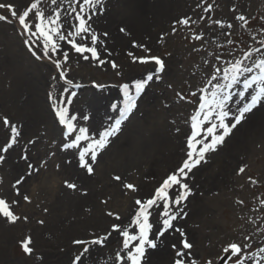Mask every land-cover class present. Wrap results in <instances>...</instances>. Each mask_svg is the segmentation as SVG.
Here are the masks:
<instances>
[{
  "label": "rangeland",
  "instance_id": "obj_1",
  "mask_svg": "<svg viewBox=\"0 0 264 264\" xmlns=\"http://www.w3.org/2000/svg\"><path fill=\"white\" fill-rule=\"evenodd\" d=\"M144 1L151 7L148 10L151 13L146 18L147 27L143 32L154 41L146 44L147 37H141L136 43L146 45L150 54L160 56L166 65L160 78L154 77L148 83L128 119L136 128V137L146 142L147 148L133 162L125 164L128 169L122 171L121 182L114 179L115 170L121 171L120 166L117 169L108 165L107 158L98 167L95 163L94 173L98 178L104 175L106 180L99 181L97 196L93 199L91 194L82 196L84 201L79 205L71 204L79 195V188L70 173L71 166L78 163V149L63 150L64 129L51 107L49 93L63 98L68 95L65 89L75 92L77 95L72 98L70 112L87 114L92 119L93 109L112 108V104L119 102V109L122 108L123 95L121 99L112 100L116 93L123 94L121 85L144 80L154 71L155 65L133 63L128 53L135 56L146 53L141 48L126 45L130 48L121 54L103 58L115 61L117 69H112L110 64L99 66L95 61H84L69 45L61 42L62 47L70 52L65 66L69 69L68 78L81 87L66 85L51 62L33 57L24 42L25 37L20 34L18 23L12 20L6 9H0V15L9 18L7 22L0 21V117L7 116L21 129L19 142L5 154V161L0 164V198L10 203L19 201L13 206L14 212L28 218L27 222L21 219L15 224L0 218V264H72L73 257L82 251V246L73 244L74 240L104 235L113 223L128 224L135 214L134 200L149 198L163 179L186 159L190 119L199 102L191 93L199 95V89L208 87L210 75L216 67H225V61L234 63L246 52L257 48L261 52L253 51L251 59L244 62L251 64L253 60L264 58V0ZM0 2L14 4L19 13L32 0ZM58 4L68 8L65 0H58ZM207 4L213 5L210 13L204 12ZM130 5V0H104V12L120 23H133L129 16ZM40 6L46 15L57 8L51 0H43ZM241 14L247 18L246 25L236 19ZM185 17L198 22L189 26L176 23ZM102 18L103 13L95 16L93 22L97 24ZM30 19L34 21V16ZM214 20L223 21L225 27L213 24ZM227 24L232 27L227 28ZM200 34L203 35L201 40L194 38ZM147 66H151L150 69H146ZM94 84L105 87L100 89ZM242 88L241 82L234 91ZM248 92L253 93L254 89ZM232 107L234 110L236 105ZM263 107L258 106L254 115L249 114L242 127L234 129L222 147L208 154V163L201 164L190 174L194 195L184 204L188 215L174 223L183 228L193 243L188 259H196L197 264H207L208 260L213 264H234L235 258L226 257L222 249L229 242L243 245L246 237H251L247 241L251 246L244 253L251 257L246 264L264 261V256L259 254L264 248ZM117 116L119 112L111 116L110 124ZM84 122L78 121V126H84ZM124 131L121 130L116 137ZM128 133L132 132H125V136ZM8 138L9 129L0 121V146ZM29 141L36 143L33 145ZM114 152L111 149L110 155ZM25 154L28 161L21 159ZM28 163L39 168V172L28 176ZM241 167L245 169L243 173L239 172ZM21 178L24 181L17 186V195L13 185ZM65 181L75 183L76 190L67 188ZM125 183L135 185L138 191L125 189ZM25 195L30 202L23 199ZM108 212L118 213L121 219L115 220L107 215ZM158 218V210L153 209V232L160 226ZM41 220L43 224L39 223ZM26 236H31L33 241L31 256L24 254L20 247V241ZM180 239L179 233H166L157 249L148 251L147 264H174L172 245L179 248ZM122 240L113 232L104 247H91L83 264H114Z\"/></svg>",
  "mask_w": 264,
  "mask_h": 264
},
{
  "label": "snow or ice",
  "instance_id": "obj_2",
  "mask_svg": "<svg viewBox=\"0 0 264 264\" xmlns=\"http://www.w3.org/2000/svg\"><path fill=\"white\" fill-rule=\"evenodd\" d=\"M65 2L68 4L67 9L62 8L58 4V0H51V4L57 5V8L48 15L40 6L43 0H32L19 13L12 3L0 2V9H6L12 20L18 23L20 34L25 37L24 42L33 57L36 60L51 62L55 66L59 78L64 80L66 85L79 88L81 85L74 84L73 80L68 78L69 69L65 66L69 61L70 52L62 47L61 42L69 45L70 49L79 54L84 61L92 60L99 66L110 64L112 69H117L118 65L115 61L101 58L97 45L104 46V44L100 35L92 27L93 18L105 11L104 0H65ZM212 8V4H207L204 12L210 13ZM30 16H34V21L30 19ZM236 19L245 25L248 22L243 14L237 16ZM8 20L7 16L0 15V21L7 22ZM197 22L192 21L191 17H185L176 23L189 26L190 23ZM212 23L220 28L225 27V23L220 20H214ZM226 27L231 28L232 25L227 24ZM120 31L124 33L126 29L121 28ZM173 31H175V26ZM103 36L106 38L108 33H103ZM194 38L201 40L203 35H196ZM78 39L80 42H77ZM133 47L143 49L146 55L135 56L130 52L128 55L132 56V62L153 63L155 69L148 73L144 80L134 81L131 85L129 83L121 85L123 107L119 109V118L98 134H90L87 126H78V121H89L91 119L89 115L70 112V105L73 103L72 98L77 95L75 92L65 89L68 95L63 98L49 93L51 107L58 123L64 129L63 150L78 149V166L85 170L88 175L94 174V165L98 161V156L107 149L111 139L120 133L122 124L130 118L137 108V101L148 83L154 77L159 79L160 74L164 73L166 69L164 59L160 56L151 55V50L146 45L133 42ZM253 51L261 52V49L257 48ZM253 51L246 52L242 58L236 59L234 63L225 61L226 66L223 68L216 67L207 82L208 87L199 89V95L196 92L191 93L192 96L198 97L199 102L190 119L191 133L186 140V159L174 172L163 179L149 198H136L134 200L136 210L128 224L113 223L110 230L104 235L94 236L92 239L74 240L73 244L82 246V251L73 257L72 264H83L84 258L90 254L91 247L94 245L104 247L113 232L123 238L121 250L115 253L114 264H147L148 251L157 249L161 238L165 237L166 233L171 234L173 232L179 233L181 238L179 248L176 244L172 245L175 250L174 264H197L196 259H188L194 247L193 243L188 240L183 228L176 226L174 222L186 218L188 215L184 204L190 196L194 195L190 186L192 178L190 174L193 173V170L201 164L208 163V154L216 152L222 147L233 130L241 126L249 114H255L254 110H258V106H264V58L253 60L251 64L244 62L251 59ZM107 55L110 56L111 53L108 52ZM221 80L223 83L220 82ZM241 82L243 88L234 91ZM94 86L100 89L105 87L102 84H94ZM249 89H254V92L249 93ZM246 93H248L247 96ZM181 99H185V97L181 96ZM233 105H236L234 110ZM111 107L113 110H117L118 106L112 104ZM0 121H2L3 127L9 129V138L3 146H0V164H2L6 159L5 154L19 142L21 129L7 116L0 117ZM29 143L34 145L36 142L29 141ZM21 159L28 161L29 157L25 154ZM27 168L29 170L28 176L34 172L38 173L40 170L31 163H28ZM244 171L243 167L239 169L240 173ZM114 179L120 181L121 177L115 176ZM23 181L24 178L18 179L13 185L17 195H19L17 186ZM64 183L69 189L76 190L77 188L75 183L69 181ZM123 186L133 192L138 191L136 186L131 183H125ZM23 199L30 202L27 195ZM239 203L242 204L243 201ZM18 204L19 201L10 203L5 198H0V218L5 219L10 224H15L21 219L27 222L26 216L21 217L14 212L13 206ZM153 209L158 210L157 223L160 225L155 232H153L155 224L151 219ZM107 215L114 217L117 221L121 219L118 213L108 212ZM39 223L43 224L44 222L41 220ZM248 240H251V237H246L243 245L239 242H229L222 251L226 257L235 258L234 264H246V260L251 258L244 254L245 249L251 246L247 243ZM32 243L31 236H26L20 241V247L24 254L28 256L33 254ZM259 254L264 256V248L259 250ZM207 264H213L212 260H208ZM256 264H264V261L257 260Z\"/></svg>",
  "mask_w": 264,
  "mask_h": 264
},
{
  "label": "bare ground",
  "instance_id": "obj_3",
  "mask_svg": "<svg viewBox=\"0 0 264 264\" xmlns=\"http://www.w3.org/2000/svg\"><path fill=\"white\" fill-rule=\"evenodd\" d=\"M130 3L132 11L131 9H129V16L132 18L131 20L133 21V23H120L119 20H116V18H112L108 14V12H103V18L97 24H95L94 22L92 23L93 29L100 35V39L104 44V46H101L99 44L97 45L100 51L101 58H109L121 54L123 50H128L130 48L126 45L132 46L133 42H137L141 37H147L148 41L146 44H152L151 41H154L153 38H151L149 35H144L143 32L147 27L146 18L151 13L150 11H148L151 9V7H149L147 5V2H145L144 0H130ZM162 4L167 6L166 3ZM154 6L156 7V5ZM165 6H160V8H163ZM121 28L126 29V32L122 33L120 31ZM105 32L108 33V36L106 38L103 36V33ZM108 52L111 53L110 56L107 55ZM150 67L151 66H147L146 69H150ZM135 70H138V68L136 67ZM108 94H110V92ZM122 95L123 94H121V92H118L113 96L112 100L121 99ZM117 106V110H113L112 108L93 109L94 118L84 122V126H87L89 128L90 134H98L109 126L112 119L111 116L116 112H119L120 102L117 103ZM118 118L119 116H117L115 119ZM132 128L134 129L135 126H133L128 120L122 124L121 130L124 129L125 131L122 132L120 136H115L111 139V142L107 149L98 156V161L96 162L97 167L100 165L102 160H105V158H107L108 165L112 164V166H115V168L120 166L121 171L117 172V170H115V174L121 177L123 175V172L128 169L127 167H124L125 164L133 162L137 156L145 152L147 148L146 142L144 143L139 137L137 138L136 128L134 131ZM128 131H131L132 133H128L129 135L127 134L128 136H125V132ZM57 133L58 129L56 128L55 134ZM111 149L115 150L113 155H110ZM70 173L79 188V195L76 197V199L73 198L71 202L72 205L81 204L84 201L82 200L84 198L82 196L87 197L91 194L90 198L93 199L99 192V181L104 182L106 180L104 175H101V177L98 178L97 173L88 175L85 170L81 169L78 166V163L71 166ZM122 179L123 177H121V180L118 182H121ZM106 186L107 184H105V186L103 187L105 188ZM116 186L118 187L117 183Z\"/></svg>",
  "mask_w": 264,
  "mask_h": 264
}]
</instances>
